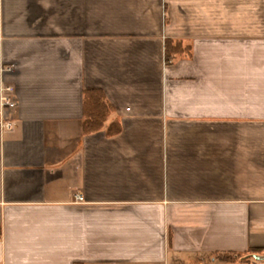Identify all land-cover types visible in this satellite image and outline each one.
Returning <instances> with one entry per match:
<instances>
[{
    "label": "crops",
    "instance_id": "0c3cea01",
    "mask_svg": "<svg viewBox=\"0 0 264 264\" xmlns=\"http://www.w3.org/2000/svg\"><path fill=\"white\" fill-rule=\"evenodd\" d=\"M71 2L0 0V264H256L213 256H264V0Z\"/></svg>",
    "mask_w": 264,
    "mask_h": 264
},
{
    "label": "trees",
    "instance_id": "16d2710c",
    "mask_svg": "<svg viewBox=\"0 0 264 264\" xmlns=\"http://www.w3.org/2000/svg\"><path fill=\"white\" fill-rule=\"evenodd\" d=\"M191 45L184 40L166 38L164 40V59L166 63H172L178 58H190L192 55ZM83 132L93 133L105 128V121L111 112V106L106 101L103 93L97 89H88L83 92ZM114 123V121L112 122ZM111 125V124H110ZM105 128L106 134L117 132L119 127ZM114 127V126H113ZM257 249H248L244 252H216L214 259L222 261H247L251 254L257 253ZM83 264V263H75Z\"/></svg>",
    "mask_w": 264,
    "mask_h": 264
},
{
    "label": "built area",
    "instance_id": "2783aa9c",
    "mask_svg": "<svg viewBox=\"0 0 264 264\" xmlns=\"http://www.w3.org/2000/svg\"><path fill=\"white\" fill-rule=\"evenodd\" d=\"M12 71V66H4L0 68V74H3L5 72ZM17 105V99L15 97V92L12 86L10 85H1L0 88V116L1 119L4 117V113L13 109ZM1 124L5 128H10L12 126V123L8 120H1ZM81 195H76L75 200L76 201H82ZM256 264H264L263 260H257Z\"/></svg>",
    "mask_w": 264,
    "mask_h": 264
},
{
    "label": "rangeland",
    "instance_id": "374dc122",
    "mask_svg": "<svg viewBox=\"0 0 264 264\" xmlns=\"http://www.w3.org/2000/svg\"><path fill=\"white\" fill-rule=\"evenodd\" d=\"M86 5V4H81V6ZM57 10H62L64 13L66 12V14L63 16L62 19H57L56 16V12ZM72 10V2L71 0H62V4H59L57 2V0H48V4H47V8L46 11L50 12V11H54V13L52 14V18L50 17V19L45 20V27L49 24H52V26L55 27H63L66 28L67 26H72L73 23H75L76 19L71 18V12ZM81 10H83V8L81 7ZM50 16V14H49ZM63 20V22H62ZM67 30H65L66 32Z\"/></svg>",
    "mask_w": 264,
    "mask_h": 264
},
{
    "label": "water",
    "instance_id": "95a60500",
    "mask_svg": "<svg viewBox=\"0 0 264 264\" xmlns=\"http://www.w3.org/2000/svg\"><path fill=\"white\" fill-rule=\"evenodd\" d=\"M252 257L255 259V260H263L264 259V256H258L256 254L252 255Z\"/></svg>",
    "mask_w": 264,
    "mask_h": 264
}]
</instances>
